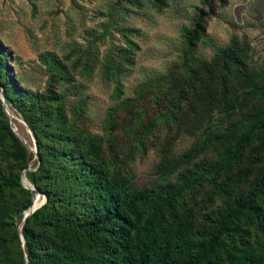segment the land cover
<instances>
[{"label":"rangeland","instance_id":"1","mask_svg":"<svg viewBox=\"0 0 264 264\" xmlns=\"http://www.w3.org/2000/svg\"><path fill=\"white\" fill-rule=\"evenodd\" d=\"M200 9L208 16L206 38L186 62L185 32ZM0 39L16 82L34 94L46 92L52 55L58 57L70 73L69 82L58 84L69 119L101 141L117 179L139 193L185 189L206 166L223 165L237 147L225 139L264 109L258 95L264 90V0H0ZM226 67L232 71L229 100L222 84ZM193 69L216 98L187 85ZM184 85L192 96L186 103L177 91ZM3 106L29 168L20 172L3 144L0 167L20 173L39 207L44 195L26 178L39 163L35 139L22 116ZM251 170L257 177L244 194L264 178L262 142L236 177ZM222 186L218 180L186 199L183 209H194L196 227L225 201L217 197ZM248 238H258L253 229Z\"/></svg>","mask_w":264,"mask_h":264},{"label":"trees","instance_id":"2","mask_svg":"<svg viewBox=\"0 0 264 264\" xmlns=\"http://www.w3.org/2000/svg\"><path fill=\"white\" fill-rule=\"evenodd\" d=\"M207 3L212 7V2ZM207 17L200 9L192 29L185 32L186 62L206 38ZM131 46L137 53L139 48ZM8 56L0 39V92L35 139L39 163L26 171V178L44 195V202L18 231L16 217L22 218L35 191L22 185L20 173L0 167L4 200L0 201V264H264V178L253 192L244 194L257 172L236 177L256 145L264 146V109L225 139L237 147L223 165L206 166L185 189L139 193L131 183L117 179V167L101 141L69 119L66 94L58 84L69 82L70 73L58 57L52 55L46 92L34 94L16 82ZM231 60L237 64L235 56ZM231 80V68L226 67L222 80L226 100L231 98ZM189 82L202 96L216 98L214 87L200 71L193 69ZM177 91L185 103L192 101L188 87ZM258 95L263 98L264 90ZM0 144L20 172L29 168L1 99ZM218 180L223 186L217 197L225 201L204 214L196 227L194 209L184 210L185 201ZM250 229L256 240L248 238Z\"/></svg>","mask_w":264,"mask_h":264},{"label":"water","instance_id":"3","mask_svg":"<svg viewBox=\"0 0 264 264\" xmlns=\"http://www.w3.org/2000/svg\"><path fill=\"white\" fill-rule=\"evenodd\" d=\"M1 99V102L3 105H5V100L2 97H0ZM14 131V130H13ZM36 201V199L33 200L32 204L28 207V209L23 213V216H22V219H21V222H20V225L18 227V230L20 231V228H21V225L22 223L24 222L25 218L30 215L35 209L38 208V206L36 204H34V202ZM19 240L21 242V246H22V237H21V234L19 233Z\"/></svg>","mask_w":264,"mask_h":264}]
</instances>
